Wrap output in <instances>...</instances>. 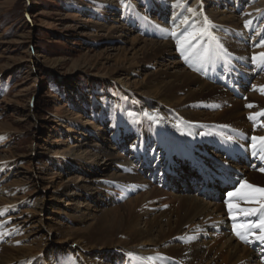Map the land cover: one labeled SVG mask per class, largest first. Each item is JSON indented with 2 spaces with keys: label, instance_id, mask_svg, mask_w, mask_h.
Instances as JSON below:
<instances>
[{
  "label": "bare ground",
  "instance_id": "obj_1",
  "mask_svg": "<svg viewBox=\"0 0 264 264\" xmlns=\"http://www.w3.org/2000/svg\"><path fill=\"white\" fill-rule=\"evenodd\" d=\"M133 1L137 5H148V10L156 12L154 18L147 20L153 26L151 35L156 39H131V46L140 48L138 51L132 49L133 58L124 66L125 73L147 67L140 82V88L144 90L137 94L129 87H121L115 101L88 103L83 96H76L82 107L72 124L75 123L78 130L67 132L73 145L67 143L60 147L63 160L59 162L62 169L58 167V173L39 178V184L29 178L26 180V186L38 191L42 182L47 185L28 204L34 212L27 213L22 220L20 216L4 218L21 204V200L16 197L15 187L3 186L4 179H0V227L9 226L14 231L22 229V240L32 241L26 247L17 248V242L13 240H10L12 245L0 246V264H15L19 260L26 264L19 257L28 256L25 258L28 259L35 252L39 259L34 264H264V250L253 249L251 243L239 244L233 231L234 224L246 225L244 220L253 215L245 216L234 209L236 219L233 220L229 201H223L225 193H221L216 182H207V188L214 190L215 195L200 194L203 186L195 192L199 183L206 185L198 171L205 173L212 165L224 170L223 164L230 168L236 166L231 169L241 176V184L247 182L264 188V175L253 172L257 164L261 165L258 170L264 169V152L260 150L259 141L253 148V137L263 136L251 131L252 127L264 125V115L260 114L264 113L261 96L264 94V62L253 59L264 53V23L260 34L255 32L249 40L237 41L238 36L243 39L250 31V26H246L249 20L264 22V9L260 13L254 12L258 0H209L216 6L236 4L254 10L249 16L241 14L236 18L231 9L207 11L202 0ZM116 2L125 7L130 4L129 0H108V10L102 11L106 19H109V13H116L112 9ZM135 7H131V23L143 24V17L136 13ZM111 20L112 23L118 21L115 17ZM231 25L233 33L227 32V26ZM109 30L121 38L125 29L112 27ZM193 31L204 34L192 42L195 47L182 50L178 40ZM175 38L176 44H173ZM219 40L225 51L234 55L244 52L246 57L254 60L256 83H252L243 100H235L222 88L215 87L216 82L228 84L238 66L234 68L231 54L230 57H219ZM205 48L208 49L207 58L200 62ZM240 76L246 79L243 74ZM125 79L117 77L116 80L122 85ZM195 108L215 114L204 115ZM150 116L158 117L163 126L157 125ZM257 120L261 122L255 125ZM204 123L233 127L229 132H245V135L239 142L238 139L225 141L216 137ZM231 146L242 149L245 156L250 154L247 158L252 162L250 168L226 159V155H235ZM57 153L54 152V156ZM254 154L258 155L253 157ZM64 164H68V168ZM171 167L175 177L168 180L165 175L161 178L164 168ZM154 173L155 185L148 179V175ZM62 175L67 180L59 182L60 193L50 194L51 185L61 180ZM157 184L170 186L177 194L167 192L163 187L159 189ZM130 191L136 198L128 199L118 208L117 201L125 200L123 192ZM47 197L52 203L65 199L70 211L65 208L58 214L70 213L67 219L81 225V232L66 234L62 227L45 225L41 216ZM231 202L239 208L259 207L257 203L239 197H232ZM28 216L33 218L29 220ZM9 219L18 222L11 223ZM252 230L251 241H262L257 239L262 234L260 229ZM5 231L2 229L0 235L6 236ZM62 237L64 245L55 242L56 238ZM16 241L21 242L20 239ZM56 251H66L68 258Z\"/></svg>",
  "mask_w": 264,
  "mask_h": 264
},
{
  "label": "rangeland",
  "instance_id": "obj_2",
  "mask_svg": "<svg viewBox=\"0 0 264 264\" xmlns=\"http://www.w3.org/2000/svg\"><path fill=\"white\" fill-rule=\"evenodd\" d=\"M107 2L108 0H0V169L2 168L0 179H4L3 186L11 185L13 189L15 187L16 197L21 200V204L16 206L14 211L7 213L4 218L20 216L22 220L27 213L34 212L32 206L28 204L40 195V190L46 187L47 182H42L38 191L25 185L28 178L39 184L41 182L39 178L58 173V167L62 169V165L59 164L63 160L60 147L66 146L67 143L73 145L74 141L67 132L78 130L75 123L72 124L80 115L82 107L81 101L76 96H83L88 103L102 100L115 101L122 88L129 87L137 94L144 90L140 88V82L141 77L147 73V67L143 66L132 73L131 71L125 73L124 66L128 65V60L133 58L132 49L138 51L140 48V46L132 47L131 39L139 38L147 41L156 39L151 35L153 26L147 21L154 18L156 12L153 9L148 10V5H137L135 1L129 0L128 8L116 2L115 8L112 7L116 13H109V19H106L102 11L108 10ZM202 2L207 11L217 8V12H225L231 9L236 18L241 14L249 16L254 11H251L250 6H236V4L216 6L209 0H202ZM257 2L254 12L260 13L264 9V0ZM131 7H135L136 13L143 17V24L131 23ZM146 16L147 19H144ZM113 17L118 21L112 23ZM263 23L249 20L246 26H250L252 31L250 29L243 39L241 35L238 36L237 41L241 43L243 40H249L255 32L260 34ZM112 27H117L118 30L125 29L121 38L117 33H111L109 28ZM227 27H229L227 32L233 33V26ZM176 40V38L173 40V44H176ZM157 41L160 40L157 39ZM222 43L219 40V57H230L231 53L224 50ZM230 60L234 62V68L238 66L237 73L231 77L229 83L236 85L239 95L234 96L223 88L225 85L220 82H216L214 86L222 88L235 100H243L247 90L252 88V83L257 78L252 64L254 60L246 57L244 52L242 55L231 54ZM219 62L222 61L219 60ZM227 63L231 64V62ZM240 74H243L246 79L244 80ZM117 77H126L125 82L119 85ZM261 96L264 99V94ZM195 110L201 111L204 115L215 114L210 110L203 111L197 108ZM150 118L153 121L156 120L154 122L157 125L163 126L158 117L150 116ZM247 119L246 116L245 121L248 122ZM259 122L261 120H257L255 125ZM194 125L200 127L198 123ZM205 126H208L216 137L225 141L238 139L239 142L241 136L245 135V132H229L234 129L233 127H222L211 123ZM263 126L252 127L251 131L264 137ZM54 152L59 153L54 156ZM64 165L68 168V164ZM233 167L236 166L231 165V168ZM258 168L259 166H255L253 172L264 175V171ZM167 179L170 180L171 177ZM66 180V177L62 175L61 180L53 182L48 192L60 193V185ZM157 186L159 188V185ZM172 193L177 194L176 191ZM123 195L125 200L117 201L118 208L128 199L136 198L131 191L123 192ZM227 196L228 193H225L223 197L226 203L230 201L226 198ZM66 204L65 199L52 203L50 198H45L41 216L45 219V225L62 227L66 234H74L78 232L77 230L81 232V225L67 219L70 213L59 216L58 213L63 212L65 208L67 210ZM28 218L30 220L33 216ZM10 222L18 221L10 220ZM4 228L6 236L0 235V246L12 245L10 240L17 242L15 244L17 248L21 245L26 247L27 244L32 243L29 239L22 240L24 235L22 229L14 231L9 229V226H5L0 227V231ZM214 234L217 236L218 232ZM8 235H11L10 238H7ZM18 239L21 242L16 241ZM63 239V237L56 238L55 242L64 245ZM56 252L68 258L69 253L66 251ZM37 255L38 252H35L29 255L28 259H25L28 256L19 258L27 262L26 264H34L39 259ZM48 256L50 257V254ZM22 263V260H19L15 264Z\"/></svg>",
  "mask_w": 264,
  "mask_h": 264
},
{
  "label": "snow or ice",
  "instance_id": "obj_3",
  "mask_svg": "<svg viewBox=\"0 0 264 264\" xmlns=\"http://www.w3.org/2000/svg\"><path fill=\"white\" fill-rule=\"evenodd\" d=\"M203 34L204 33L200 31H193V32L187 33L182 40H178V44L182 50L186 51L187 48L195 47V45H193L192 42L194 40H197V38ZM173 35H175V33H173ZM262 46H264V42H262ZM207 55H208V49L205 48L203 50V53L199 57L200 62H203L207 58ZM253 59L264 62V53H260L258 57H253ZM194 70H198V69H194ZM262 91H264V89H262ZM249 107H252V105H249ZM260 114L264 115V113H260ZM252 118L254 117H250V119ZM257 141H259L261 152H264V137H253V148L256 147ZM261 171H264V169H261ZM228 196L230 198V201L228 203V209H229V213L232 215L233 220L236 219L234 209L238 210L240 213H243L245 216L255 215L258 211L264 210V188H257L251 184H248L247 182H244L241 184V187L237 189L235 192H229ZM232 197H239L248 202H255L258 204L259 207L258 208H239L238 204H233L231 202ZM252 228L260 229L262 234L258 236L257 239L264 241V212L261 213L259 223L251 224V225H237V224L233 225V231L242 240L246 238L244 234L245 231H248Z\"/></svg>",
  "mask_w": 264,
  "mask_h": 264
}]
</instances>
